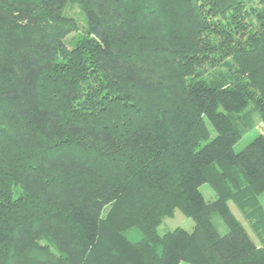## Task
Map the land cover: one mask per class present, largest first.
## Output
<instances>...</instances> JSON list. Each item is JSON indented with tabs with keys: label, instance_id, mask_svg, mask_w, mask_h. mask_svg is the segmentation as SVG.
Returning a JSON list of instances; mask_svg holds the SVG:
<instances>
[{
	"label": "trees",
	"instance_id": "trees-1",
	"mask_svg": "<svg viewBox=\"0 0 264 264\" xmlns=\"http://www.w3.org/2000/svg\"><path fill=\"white\" fill-rule=\"evenodd\" d=\"M253 114L264 0H0V264H264Z\"/></svg>",
	"mask_w": 264,
	"mask_h": 264
},
{
	"label": "rangeland",
	"instance_id": "rangeland-1",
	"mask_svg": "<svg viewBox=\"0 0 264 264\" xmlns=\"http://www.w3.org/2000/svg\"><path fill=\"white\" fill-rule=\"evenodd\" d=\"M65 13L68 15L74 16L76 18V21L79 23V30L73 33H70L66 38H65V43L68 46H70V38L75 37L77 38L78 35L81 32L82 25H84V20H82V16L79 14V11L77 8L74 7H67ZM257 115L253 114L252 117L254 119V127L253 129L251 128L250 130H244L241 138L234 143L233 149L234 151L238 152L242 150L257 134H262L264 136V123L259 121V119L256 117ZM209 132H210V137H213L215 135V132L213 131L212 127L209 126ZM201 193L203 194V197L207 201L213 200L215 197L214 191L211 189V187L203 183L199 187ZM259 202L261 205L264 206V192L259 194ZM228 207L231 210V212L234 214V216L239 220V222L243 225L245 230L247 231V234L252 238V240L259 245V241L255 234L253 233L251 227L249 226V223L246 221L245 218H243V215L239 209H237V206L233 203V201H228ZM212 223L215 224L217 230L220 233H225L227 231V227L222 221V219L217 216V214L212 215ZM193 220L190 217L185 216L179 209H174L172 216L170 217H165L161 224H159L157 231L160 235L164 234L167 231L173 230L174 228H182L184 230L190 231L193 228ZM129 235L131 239H138L140 238V233L135 230L129 232ZM179 264H189L185 263L184 261H181Z\"/></svg>",
	"mask_w": 264,
	"mask_h": 264
}]
</instances>
